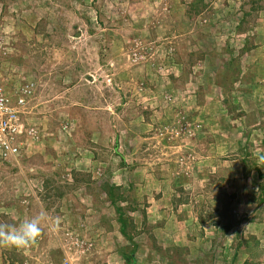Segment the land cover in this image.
Wrapping results in <instances>:
<instances>
[{
  "label": "rangeland",
  "instance_id": "obj_1",
  "mask_svg": "<svg viewBox=\"0 0 264 264\" xmlns=\"http://www.w3.org/2000/svg\"><path fill=\"white\" fill-rule=\"evenodd\" d=\"M195 1L0 0V223L46 213L0 264H264V0Z\"/></svg>",
  "mask_w": 264,
  "mask_h": 264
},
{
  "label": "built area",
  "instance_id": "obj_2",
  "mask_svg": "<svg viewBox=\"0 0 264 264\" xmlns=\"http://www.w3.org/2000/svg\"><path fill=\"white\" fill-rule=\"evenodd\" d=\"M36 99L32 83L9 93L0 82V161L18 163L28 147L23 139L36 140L39 136L40 129L27 120L34 112Z\"/></svg>",
  "mask_w": 264,
  "mask_h": 264
},
{
  "label": "clouds",
  "instance_id": "obj_3",
  "mask_svg": "<svg viewBox=\"0 0 264 264\" xmlns=\"http://www.w3.org/2000/svg\"><path fill=\"white\" fill-rule=\"evenodd\" d=\"M46 216L23 220L18 225L0 223V246L23 249L34 244L41 232L40 220Z\"/></svg>",
  "mask_w": 264,
  "mask_h": 264
},
{
  "label": "trees",
  "instance_id": "obj_4",
  "mask_svg": "<svg viewBox=\"0 0 264 264\" xmlns=\"http://www.w3.org/2000/svg\"><path fill=\"white\" fill-rule=\"evenodd\" d=\"M202 3H203L202 0H198V1H195L196 5L192 4V6H195L196 10H198L197 7L202 8ZM113 191H115V189H110V192H109V197L111 200L113 199V193H114ZM116 192H119V188H116ZM261 195L262 196H260V197H261V202H262V201H264V186L261 189ZM126 224H127L126 220L121 221V231L124 235H126V228H127Z\"/></svg>",
  "mask_w": 264,
  "mask_h": 264
}]
</instances>
